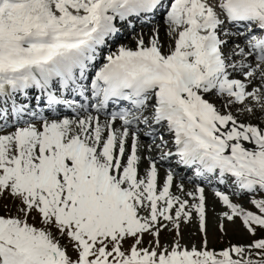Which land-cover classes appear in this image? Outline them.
I'll list each match as a JSON object with an SVG mask.
<instances>
[{
  "label": "snow or ice",
  "instance_id": "obj_1",
  "mask_svg": "<svg viewBox=\"0 0 264 264\" xmlns=\"http://www.w3.org/2000/svg\"><path fill=\"white\" fill-rule=\"evenodd\" d=\"M0 264H264V0H0Z\"/></svg>",
  "mask_w": 264,
  "mask_h": 264
},
{
  "label": "rangeland",
  "instance_id": "obj_2",
  "mask_svg": "<svg viewBox=\"0 0 264 264\" xmlns=\"http://www.w3.org/2000/svg\"><path fill=\"white\" fill-rule=\"evenodd\" d=\"M210 203V202H209ZM210 209L213 207V205L210 203L209 204ZM216 209L219 210V206H216ZM209 225H210V240L212 243L217 246V247H222L223 244L227 240H232L233 242H247L250 237H248L242 230V228L239 226V223L236 226H230L229 227V233L227 237L223 238V241L221 240V236L219 232L215 228V216L214 214L210 211L209 213ZM195 231L194 227H189L185 230V239L189 242L195 240L199 242V235H189L191 232Z\"/></svg>",
  "mask_w": 264,
  "mask_h": 264
},
{
  "label": "bare ground",
  "instance_id": "obj_3",
  "mask_svg": "<svg viewBox=\"0 0 264 264\" xmlns=\"http://www.w3.org/2000/svg\"><path fill=\"white\" fill-rule=\"evenodd\" d=\"M163 22L161 21V24H162ZM145 31H147V30H145ZM124 42H127V41H124ZM181 175L183 176L184 174L183 173H181ZM209 202L213 205V206H219V204L216 202V201H214L213 200V198H212V196H211V193H209ZM209 203V204H210Z\"/></svg>",
  "mask_w": 264,
  "mask_h": 264
}]
</instances>
